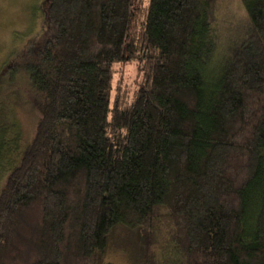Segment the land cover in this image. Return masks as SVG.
Here are the masks:
<instances>
[{"label":"trees","instance_id":"1","mask_svg":"<svg viewBox=\"0 0 264 264\" xmlns=\"http://www.w3.org/2000/svg\"><path fill=\"white\" fill-rule=\"evenodd\" d=\"M217 2L43 1L0 264H103L111 243L140 264H264V0H240L225 46ZM120 63L142 77L130 100L111 97Z\"/></svg>","mask_w":264,"mask_h":264},{"label":"rangeland","instance_id":"2","mask_svg":"<svg viewBox=\"0 0 264 264\" xmlns=\"http://www.w3.org/2000/svg\"><path fill=\"white\" fill-rule=\"evenodd\" d=\"M43 1L0 0V130L4 131L6 142L11 143L5 154L6 148L0 149V190L7 164L14 162L23 146L31 141L39 118V112L31 105L29 79L24 68L30 59V49L47 30L41 12ZM215 21L221 46L234 40L248 24L240 0H218ZM50 22L54 24L53 19ZM136 67L135 63L114 65L112 98L119 94L130 100L139 89L142 77ZM134 260L129 252L111 243L103 264H140V260Z\"/></svg>","mask_w":264,"mask_h":264}]
</instances>
